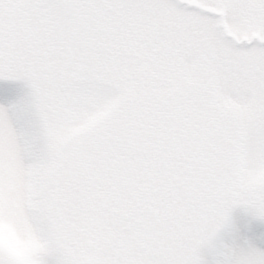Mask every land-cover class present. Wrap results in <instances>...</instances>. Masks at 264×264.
I'll list each match as a JSON object with an SVG mask.
<instances>
[{
    "label": "snow or ice",
    "instance_id": "1",
    "mask_svg": "<svg viewBox=\"0 0 264 264\" xmlns=\"http://www.w3.org/2000/svg\"><path fill=\"white\" fill-rule=\"evenodd\" d=\"M0 264H264V0H0Z\"/></svg>",
    "mask_w": 264,
    "mask_h": 264
}]
</instances>
